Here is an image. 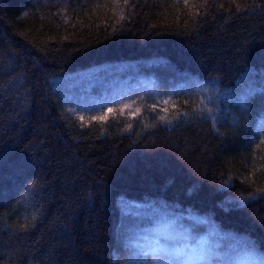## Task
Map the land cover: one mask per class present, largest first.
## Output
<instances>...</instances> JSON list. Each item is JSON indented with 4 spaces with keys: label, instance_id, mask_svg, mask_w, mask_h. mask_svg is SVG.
<instances>
[{
    "label": "trees",
    "instance_id": "obj_1",
    "mask_svg": "<svg viewBox=\"0 0 264 264\" xmlns=\"http://www.w3.org/2000/svg\"><path fill=\"white\" fill-rule=\"evenodd\" d=\"M161 225L264 264V0H0V264Z\"/></svg>",
    "mask_w": 264,
    "mask_h": 264
},
{
    "label": "rangeland",
    "instance_id": "obj_2",
    "mask_svg": "<svg viewBox=\"0 0 264 264\" xmlns=\"http://www.w3.org/2000/svg\"><path fill=\"white\" fill-rule=\"evenodd\" d=\"M196 235L161 225L138 237L145 240L142 246H133L130 240L122 238L117 246V264H261L244 250L234 254L218 247L211 250L206 236Z\"/></svg>",
    "mask_w": 264,
    "mask_h": 264
}]
</instances>
